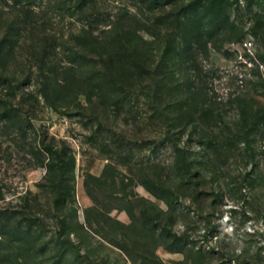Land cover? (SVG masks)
<instances>
[{
  "label": "rangeland",
  "instance_id": "obj_1",
  "mask_svg": "<svg viewBox=\"0 0 264 264\" xmlns=\"http://www.w3.org/2000/svg\"><path fill=\"white\" fill-rule=\"evenodd\" d=\"M0 264H264V0H0Z\"/></svg>",
  "mask_w": 264,
  "mask_h": 264
},
{
  "label": "trees",
  "instance_id": "obj_2",
  "mask_svg": "<svg viewBox=\"0 0 264 264\" xmlns=\"http://www.w3.org/2000/svg\"><path fill=\"white\" fill-rule=\"evenodd\" d=\"M186 54H189V52L186 53ZM184 56H185V54H184ZM190 56H193V55L189 54V57H187V59H186V62L189 64V67H190L188 70L189 71L192 70L194 72H198V67L196 66V62H195L196 60L194 59V57H190ZM192 84L193 83H190L189 85H192ZM166 85L167 84L163 80H161L159 82V85H158L160 87V89H158V90L161 91V90L166 89L167 88ZM189 92H190V90H189ZM194 92H197V90H195ZM196 95H197V93H196ZM199 96H203V97H205L207 99L206 102H204L206 104H210V103L214 102L213 99L215 97H213V99H212V97L208 96V94L207 95H202V93H201V94L198 95V97ZM187 98L188 99H186L185 102H186V105L188 107V104H189L190 100L193 99V97L188 96ZM196 105L198 107V104H196ZM177 111L181 112L182 114H185V112H182L183 111L182 108L177 109ZM211 117H214V116H211ZM180 118H182V116H180ZM61 158L62 157L59 156L57 153L51 154V157H49L50 163L48 165V169H49L50 173L54 174V173L57 172L59 174H62L64 172L63 158L62 159ZM65 203H66V201L64 199H62V196L60 195L58 198L54 199L53 206L57 210L58 208H60L61 205H65ZM68 243H71V241H69ZM69 245L73 247V244H69ZM70 252L71 251H69V252L67 251L68 254Z\"/></svg>",
  "mask_w": 264,
  "mask_h": 264
},
{
  "label": "built area",
  "instance_id": "obj_3",
  "mask_svg": "<svg viewBox=\"0 0 264 264\" xmlns=\"http://www.w3.org/2000/svg\"><path fill=\"white\" fill-rule=\"evenodd\" d=\"M242 48L246 51H251L253 48V41L252 40H245L242 43Z\"/></svg>",
  "mask_w": 264,
  "mask_h": 264
}]
</instances>
